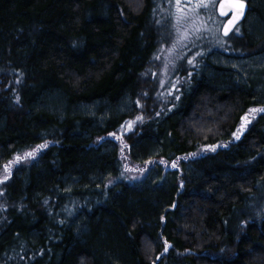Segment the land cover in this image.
<instances>
[{"label":"trees","instance_id":"trees-1","mask_svg":"<svg viewBox=\"0 0 264 264\" xmlns=\"http://www.w3.org/2000/svg\"><path fill=\"white\" fill-rule=\"evenodd\" d=\"M245 1L231 55L185 65L170 100L154 0H0V264H264V112L233 136L264 107Z\"/></svg>","mask_w":264,"mask_h":264},{"label":"rangeland","instance_id":"rangeland-1","mask_svg":"<svg viewBox=\"0 0 264 264\" xmlns=\"http://www.w3.org/2000/svg\"><path fill=\"white\" fill-rule=\"evenodd\" d=\"M218 1L209 0L210 3H218ZM154 2L156 16L163 34L161 35L162 43L153 56L152 66L148 71L151 77L154 76L157 81L160 82V78L165 84L167 81V93L169 99L172 100L174 96L172 90H176L179 86L178 71L180 69H184L185 65L188 68L197 66L211 51L222 50L231 55L232 52L227 45L233 46L234 40L232 38L226 40L221 35L220 29L223 21L218 17L216 8L211 6L197 8L193 0H181V8L183 9L181 12L177 10L175 0H154ZM186 48L189 50L187 53ZM190 60L192 61L191 64L189 63ZM258 115L259 112L252 113L249 114V118L254 120ZM134 127V123L131 128L126 123L119 128L115 136L119 138L120 144L124 145L123 136L133 130ZM133 167L135 166L133 165ZM145 173L143 167L137 169L128 167L124 168L123 177L131 181H141L146 176Z\"/></svg>","mask_w":264,"mask_h":264},{"label":"snow or ice","instance_id":"snow-or-ice-1","mask_svg":"<svg viewBox=\"0 0 264 264\" xmlns=\"http://www.w3.org/2000/svg\"><path fill=\"white\" fill-rule=\"evenodd\" d=\"M175 5L177 7L178 11H183V9L181 8V0H175ZM213 7V8H217L219 11L220 16L222 17H228V19H226L223 23H222V27L220 29V31L223 32L224 36H229L230 33H233L234 30H236V33L238 34V29H237V25L239 23V21L243 18L244 15V10H245V3L244 0H219V3H215V2H209V0H197L196 3V7L197 8H208V7ZM210 19V17H209ZM189 63L191 64L192 61L190 60ZM18 82V81H17ZM177 99H179V97H176ZM17 102L18 99H17ZM137 104H139V101L136 102ZM257 112H264V107L261 108H251L249 109V113H257ZM137 120H143L142 116H138ZM241 125L240 127L237 129L236 132L233 133V136L236 140L240 139V135L242 134L244 128L246 127L247 123H250V119L248 115H245L244 117L241 118ZM134 123V121H130L128 122V127L131 128L132 124ZM115 135V134H112ZM224 147H227V145H223ZM47 144H42L37 146L36 149H34L31 152H28L25 154V158L26 157H35L36 152H38L40 149L46 148ZM217 147H221V145H210L208 146L205 151L211 150V151H215ZM195 155V154H193ZM21 159L20 156L16 157V160L19 161ZM173 167H175V165H173ZM4 171L6 173V175L4 176L3 179H0V184L5 183V181L8 178L7 173L9 172V167L8 165L4 166ZM4 195V193L2 191H0V196ZM0 209L2 210H6L3 209L2 206H0ZM165 243V247L163 249V252L161 253V255L167 253L168 249L171 247V245H169L167 243V241L164 242ZM161 257L157 256L156 259L159 260ZM154 264V262H153Z\"/></svg>","mask_w":264,"mask_h":264},{"label":"water","instance_id":"water-1","mask_svg":"<svg viewBox=\"0 0 264 264\" xmlns=\"http://www.w3.org/2000/svg\"><path fill=\"white\" fill-rule=\"evenodd\" d=\"M218 3H219V1H218ZM217 3V4H218ZM244 3H245V5H246V7H245V10H244V15H243V18L239 21V23H238V25L244 20V18H245V16H246V14H247V11H248V3L244 0ZM216 13H217V15H218V17L219 18H221V19H228V17H222V16H220V14H219V11H218V9L216 8ZM237 25V26H238ZM231 34V33H230ZM229 34V35H230ZM221 35L223 36V37H227V36H224L223 35V32L221 31Z\"/></svg>","mask_w":264,"mask_h":264},{"label":"flooded vegetation","instance_id":"flooded-vegetation-1","mask_svg":"<svg viewBox=\"0 0 264 264\" xmlns=\"http://www.w3.org/2000/svg\"><path fill=\"white\" fill-rule=\"evenodd\" d=\"M193 1H196V3H197V0H193ZM221 21H223V22H224L225 20L221 19Z\"/></svg>","mask_w":264,"mask_h":264}]
</instances>
